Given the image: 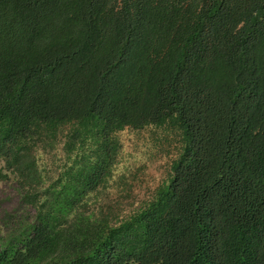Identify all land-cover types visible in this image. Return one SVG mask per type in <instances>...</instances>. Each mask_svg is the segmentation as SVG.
<instances>
[{"label": "trees", "instance_id": "16d2710c", "mask_svg": "<svg viewBox=\"0 0 264 264\" xmlns=\"http://www.w3.org/2000/svg\"><path fill=\"white\" fill-rule=\"evenodd\" d=\"M146 126L179 135L167 179L95 213ZM0 162L34 210L0 264H264V0H0Z\"/></svg>", "mask_w": 264, "mask_h": 264}, {"label": "rangeland", "instance_id": "374dc122", "mask_svg": "<svg viewBox=\"0 0 264 264\" xmlns=\"http://www.w3.org/2000/svg\"><path fill=\"white\" fill-rule=\"evenodd\" d=\"M119 151L110 179L88 201L95 213L123 216L147 199L166 180L169 163L179 147V135L165 127L146 126L117 132ZM37 166L44 177L53 179L67 162L59 139L39 143ZM0 234L6 235L31 221L34 210L20 199L14 177L0 162Z\"/></svg>", "mask_w": 264, "mask_h": 264}]
</instances>
